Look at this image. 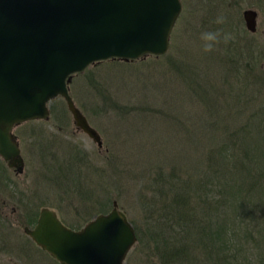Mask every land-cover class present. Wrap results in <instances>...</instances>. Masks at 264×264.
<instances>
[{"label": "rangeland", "instance_id": "rangeland-1", "mask_svg": "<svg viewBox=\"0 0 264 264\" xmlns=\"http://www.w3.org/2000/svg\"><path fill=\"white\" fill-rule=\"evenodd\" d=\"M179 1L180 11L165 53L129 61L110 58L71 76L68 93L88 124L99 134L100 148L74 126L64 100L58 96L47 104V120H30L14 129L24 170L14 175L6 169L1 178L0 264H58L22 230L23 226H33L41 207L54 210L64 225L77 229L94 215L107 212L114 200L131 224L140 225L143 212L138 205L139 193L152 179L146 168L158 159L154 157L156 152L160 147H174L171 143L177 144L178 135L191 154L193 150L196 154L199 151V155L204 149L208 151L211 143L205 131L202 129L203 137V131L198 137L194 131L201 128L202 123L215 122L217 111L222 114L229 110L235 117L234 122L225 123L220 132L221 138L225 136L228 140L232 139L234 131L237 135L245 131L253 114L259 115L262 120L259 136L262 137L250 133L244 137V144L250 148L263 147L264 151V0ZM244 9L257 13L253 33L244 27L241 16ZM218 16L225 18L228 34L249 50L255 80L241 89L245 93L243 96L230 94L233 98L218 100L215 107L204 113L193 101L186 87L187 80L179 79L180 73L187 76L185 71L183 68V72L176 70L174 66H196L199 74H203L201 67L205 61L194 54L198 51L202 54L200 33L208 30L206 24L217 27L214 21ZM204 21L206 24L202 27ZM227 102L230 107L226 106ZM249 131L253 132L251 128ZM72 149L78 154L69 158ZM230 150L235 152L237 148ZM151 151L155 153L148 157ZM40 152L45 155L44 159ZM260 171H264V167ZM253 174V180L256 176L264 185L261 173ZM248 181L247 186L251 184L250 178ZM211 184L210 194L215 200L221 184L215 180ZM261 198L264 202V195ZM242 201L246 202L247 198ZM255 203L254 224L243 221V215L239 216L242 221L239 222L228 206L219 208L221 213L225 208L228 209L225 213L233 215L223 228L221 254L227 258L224 257L222 264H261L258 260L261 246L264 249V205L258 206L257 197ZM205 216L208 218L212 214ZM234 227L237 232L241 230L240 235H234ZM244 231L249 234L248 240L242 238ZM134 232L136 241L127 252L124 264H147L146 250L137 241L135 228ZM217 256L220 258L219 253Z\"/></svg>", "mask_w": 264, "mask_h": 264}, {"label": "water", "instance_id": "water-1", "mask_svg": "<svg viewBox=\"0 0 264 264\" xmlns=\"http://www.w3.org/2000/svg\"><path fill=\"white\" fill-rule=\"evenodd\" d=\"M179 11V0H0V156L7 166L20 171L23 164L11 128L47 119V104L57 96L74 126L100 147L99 134L68 93L71 76L110 58L165 53ZM241 16L255 32L256 11ZM22 230L59 264H124L136 241L114 200L77 229L43 207Z\"/></svg>", "mask_w": 264, "mask_h": 264}, {"label": "trees", "instance_id": "trees-1", "mask_svg": "<svg viewBox=\"0 0 264 264\" xmlns=\"http://www.w3.org/2000/svg\"><path fill=\"white\" fill-rule=\"evenodd\" d=\"M205 24V21L201 22L202 27ZM205 29H220L227 34L230 32L226 23L217 27L206 24ZM230 37L227 43H221L210 54L203 52L201 54V51L194 54L205 61L201 67L204 70L202 75L196 66L194 68L180 64L174 66L176 70L182 71L183 68L185 71L188 77L180 73L179 79H186L191 83L186 82V87L193 101L195 100L204 113L215 107L218 100L220 102L226 98H233L230 94L234 93L235 97L243 96L245 93L241 89L250 86L255 80L252 77L249 50L246 46H240L234 36ZM226 106L230 107V104L227 102ZM214 115L215 122L203 125L205 123L200 121L202 127L195 128L194 131L196 137L201 134L200 131H205L212 145L208 147V151L204 149L202 155H199V151L196 154L193 150L191 154L178 135L177 144L171 143L174 147H160L154 156L158 159L156 162L151 161L150 166L146 168L152 179L145 183L139 193L138 205L143 212L140 225L134 222L132 224L136 230L137 241H140L146 250L147 264H222L227 258L221 254L224 247L223 228L230 222L229 217L234 215V218L242 222L239 216L243 215L245 216L242 217L243 221L254 224L255 216L252 212H256V197L258 206L264 205L261 198L264 195V185L258 182L256 176L254 180L252 178L255 172L261 173L260 175L264 177V171H260V168L264 167L263 147L250 148L244 144L246 142L244 137L250 133L262 137L259 136L262 120L259 115L253 114V118L251 117L246 124L245 131L239 135L234 131L231 134L232 139L228 140L225 136L221 138L220 132L227 123L234 122L235 117L229 114V110L222 114L217 111ZM250 128L253 132L249 131ZM204 131L201 137L205 135ZM228 146H231L230 149L236 147L238 152L231 151ZM150 153L148 157H152L155 152ZM75 156L73 154L69 158ZM164 166L167 167L166 170ZM249 178L250 187L247 186ZM213 180L221 184V190L216 192L215 200L210 194ZM243 198H247V201H242ZM194 204L197 207L194 208ZM226 206L233 215L225 213L228 211L225 210ZM222 207H225L222 213L228 215L224 218L219 209ZM207 213L212 216L207 218L205 216ZM234 232H236L234 235L238 236L241 230L237 232V228L234 227ZM243 237L244 240L249 239L247 231H244ZM217 253L220 254V258ZM260 254L258 262L263 264L262 246Z\"/></svg>", "mask_w": 264, "mask_h": 264}, {"label": "clouds", "instance_id": "clouds-1", "mask_svg": "<svg viewBox=\"0 0 264 264\" xmlns=\"http://www.w3.org/2000/svg\"><path fill=\"white\" fill-rule=\"evenodd\" d=\"M223 16H218L214 23L223 25L225 23ZM230 35L222 32L220 29L206 30L200 33L201 49L204 54L214 52L221 43H227L230 40Z\"/></svg>", "mask_w": 264, "mask_h": 264}, {"label": "flooded vegetation", "instance_id": "flooded-vegetation-1", "mask_svg": "<svg viewBox=\"0 0 264 264\" xmlns=\"http://www.w3.org/2000/svg\"><path fill=\"white\" fill-rule=\"evenodd\" d=\"M48 119V118H47ZM47 119H33V120H47ZM27 121H30V120H26V121H23V122H21V123H19L18 125H15V126H13L12 128H11V134L14 136V139L16 140V142H17V145H18V148H19V141H18V136H17V134H16V131L17 130H14V129H16V127H18V126H20L21 124H23V123H25V122H27ZM25 132H27L28 133V131H25ZM31 132L29 131V134H30ZM30 138V137H29ZM101 147V146H100ZM100 147H98V148H100ZM75 148H77V147H75ZM40 150H41V148H40ZM72 152H71V154L73 155H77L78 153L76 152V151H73V149L71 150ZM19 152H20V148H19ZM41 153V156H43V159H44V154H43V152H40ZM20 156H21V159H22V167H21V170L20 171H18L15 167H8L7 166V164H6V162L2 159V157L0 156V182L2 181V179L1 178H3L2 176L3 175H5L4 174V172H5V170L6 169H8V171H11V172H13L14 173V175H20V174H22V172H23V170H24V161H23V158H22V155H21V152H20ZM2 163L4 164V165H2ZM5 181L6 182H9L8 181V179H5ZM41 208H43V207H41ZM40 208V209H41ZM48 208V207H47ZM39 209V210H40ZM39 212V211H38ZM56 213V212H55ZM58 216V215H57ZM36 218H37V216H36ZM36 220V219H35ZM34 223H35V221H34ZM24 227V226H23ZM55 261V260H54ZM56 263H58L57 261H55ZM59 264V263H58Z\"/></svg>", "mask_w": 264, "mask_h": 264}]
</instances>
